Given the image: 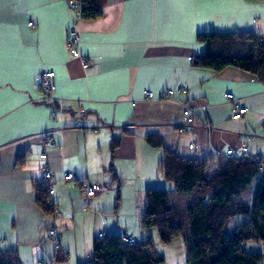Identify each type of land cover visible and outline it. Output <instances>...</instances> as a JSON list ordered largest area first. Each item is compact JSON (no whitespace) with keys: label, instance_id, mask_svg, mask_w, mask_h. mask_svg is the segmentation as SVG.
<instances>
[{"label":"crops","instance_id":"1","mask_svg":"<svg viewBox=\"0 0 264 264\" xmlns=\"http://www.w3.org/2000/svg\"><path fill=\"white\" fill-rule=\"evenodd\" d=\"M70 27L90 61L85 68L67 50ZM209 32L264 36V0H105L95 20L72 16L65 0H0V252L13 251L19 264L63 263L64 238L80 218L94 235L91 246L100 234L122 235L104 223V210L115 213L120 196L164 185L157 170L163 148L149 146L147 134L187 159L210 154L207 141L216 150L245 145L264 157V86L236 68L213 73L191 65L205 51L196 35ZM46 71L54 74L52 102L40 99ZM178 88L186 93L175 92L174 100L208 105L209 132L201 120L181 131L179 105L145 97ZM227 93L246 108L240 119L231 118ZM43 169L53 174L56 217L35 204ZM62 171L108 185L110 193L87 200Z\"/></svg>","mask_w":264,"mask_h":264},{"label":"trees","instance_id":"2","mask_svg":"<svg viewBox=\"0 0 264 264\" xmlns=\"http://www.w3.org/2000/svg\"><path fill=\"white\" fill-rule=\"evenodd\" d=\"M81 20L102 16L105 0H73ZM261 1V0H248ZM196 41L205 51L194 56L195 68L219 73L236 68L250 74L264 86V36L253 32L199 33ZM264 129V122L262 123ZM151 147L163 148L158 176L170 182L172 190L147 188L143 209L137 215L143 229L154 228L160 244L181 238L185 264H260L261 252L246 250V243L264 248V157L251 158L206 155L201 160L178 156L164 148L155 134L145 136ZM35 204L42 214L52 216L44 181L34 185ZM233 227L229 231V225ZM123 235L95 239L92 257L84 264H163L153 240L148 237L128 245ZM0 264H19L13 251L0 252Z\"/></svg>","mask_w":264,"mask_h":264},{"label":"built area","instance_id":"3","mask_svg":"<svg viewBox=\"0 0 264 264\" xmlns=\"http://www.w3.org/2000/svg\"><path fill=\"white\" fill-rule=\"evenodd\" d=\"M66 4L68 6L69 12L72 16H78L79 14V8H78V3H76L73 0H65ZM80 43V36L76 32V30L73 27H70L66 31V47L70 55L74 58H77L80 61V65L82 68H85L89 65L90 61L87 57L82 56L81 53L78 50V46ZM39 90H40V99L42 101H55L56 99L54 98V92L56 89L55 83H54V74L51 71H46L40 75L39 78ZM177 92V93H186V90L183 88H178V89H167L165 90L160 97L154 98L153 94L151 92H146L145 97L148 100L155 99L157 102H172L176 103L177 105L180 106L181 109V122H182V129L181 131L184 130V128H190L194 122L196 121H202V123L205 126V129L207 132L210 130V124L208 122V118L206 115V109H207V104L205 103H194L190 102L188 100H174L172 98V95ZM225 98L229 104L230 107V112H231V118L232 119H240L246 112V108L241 105L240 103V98L235 97L231 93H227L225 95ZM80 114H82V110L79 111ZM51 118L55 119L56 115L55 113L51 114ZM251 137H248L250 139ZM50 145L54 146V142L50 141ZM190 148H193L192 145L189 146ZM207 147L209 148L210 153L213 155L217 156H224L227 158H232V157H241V158H251L253 161H259L261 158L260 156L256 155H250L248 152V147L245 145H241L237 148H230V149H225V150H216L211 147L209 141H207ZM44 157V155H42ZM61 177L64 181L66 182H71L74 184H78L84 195L85 198L88 200L94 196L97 195H104L110 192L111 188L108 185L96 183V182H90L87 180H78L74 176L73 173L67 172V171H62L61 172ZM42 179L45 183V188L46 192L49 196V203L53 205V211H52V217H56L58 215L57 208L54 206L53 201H52V195H53V174L51 171L47 169H43L42 171ZM47 237L53 241L55 244V247L58 248V241L55 239L54 236V228L50 227L47 230ZM103 234H100L98 236V239H102ZM122 239L128 244V245H136V241L130 236V235H123Z\"/></svg>","mask_w":264,"mask_h":264},{"label":"rangeland","instance_id":"4","mask_svg":"<svg viewBox=\"0 0 264 264\" xmlns=\"http://www.w3.org/2000/svg\"><path fill=\"white\" fill-rule=\"evenodd\" d=\"M162 183H164V185L162 187H156V189H163L167 191L173 189V186L170 182L162 180ZM142 209L143 193L137 197L135 196L134 198L130 194L125 195V198L124 195H122L118 199L115 213L112 212L113 207H109L108 209L104 210V213L102 214L103 221L104 223L106 222V224H115L114 228L112 229L113 232L122 233V235L132 234L139 242L150 237L153 240L155 250L164 258L163 264H185V246L181 238L178 237L166 245L160 244L156 230L154 228L146 230L141 228L138 224L137 215ZM78 222H80V225H75V230L67 234L64 238L67 240L66 247L69 248L68 257L65 262L57 264H80V262L84 260L83 258L85 255L89 252L90 257H88V259L86 258V260L89 261L91 259V242L94 235L90 234V231L87 232L86 229L83 230L81 223L84 222V219L80 218ZM58 229H60L59 226ZM245 247L247 251L261 252L263 254V259L260 264H264V248L261 243L248 242L246 243Z\"/></svg>","mask_w":264,"mask_h":264}]
</instances>
